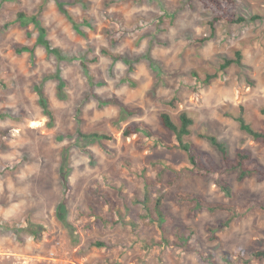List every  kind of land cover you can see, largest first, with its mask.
<instances>
[{
    "label": "rangeland",
    "instance_id": "rangeland-1",
    "mask_svg": "<svg viewBox=\"0 0 264 264\" xmlns=\"http://www.w3.org/2000/svg\"><path fill=\"white\" fill-rule=\"evenodd\" d=\"M235 2L247 21L212 30L200 0H0V264H264L252 259L264 182L229 174V198L216 176L186 169L161 120L187 113L189 140L217 163L208 135L264 164V142L234 118L244 107L264 130V0ZM129 126L141 131L125 136ZM190 195L229 210L178 199ZM159 196L167 234L149 209ZM189 230L188 246L154 244Z\"/></svg>",
    "mask_w": 264,
    "mask_h": 264
},
{
    "label": "trees",
    "instance_id": "trees-1",
    "mask_svg": "<svg viewBox=\"0 0 264 264\" xmlns=\"http://www.w3.org/2000/svg\"><path fill=\"white\" fill-rule=\"evenodd\" d=\"M206 8H208L213 13V20L210 23L211 29H215V24L219 21L226 20L229 23H243L247 21V18L244 16H240L236 12V2L235 0H200ZM64 13L68 17L70 21H72L80 34H83L79 29V25L75 22L71 14L64 10ZM18 18L27 21H37L38 17L33 16L29 17L25 13H18ZM44 38L42 41L43 46L50 54L55 55L58 59L63 58V54L61 50L57 47H54L52 42L46 37L47 31L45 28L40 29ZM84 35V34H83ZM23 51H29L33 53V50L29 48H24ZM238 55V60H227L225 64H223L222 69H226L233 63L241 64L242 55L240 53ZM211 77L206 80L209 82ZM50 118H52L51 112L49 113ZM237 123L239 124V128L249 135L254 141H262L264 142V130L256 129L252 123L246 118L244 107L240 108V113L234 117ZM161 120L164 127L172 132L176 137V148L184 152L188 158L189 165L186 169L196 175L199 176H216L217 185L221 188L223 192L229 197L232 198V189L225 180V176L229 174H237L238 180L242 181L248 177H256L259 182H264V164L252 157L251 154L247 152H237L236 155L232 158L228 153L227 146L220 142L217 137L208 135L206 136L208 140L215 146L221 156V160L217 163L208 153L198 152V150L194 147L193 143L189 140L191 135V128L194 125V120L187 114L181 113L179 116V123H176L174 119L168 114L163 113L161 115ZM141 129L135 126H129L125 130V136H130L136 133H139ZM79 135L86 139L93 140H111L112 137L105 134H83L79 133ZM66 183L65 187H68V183ZM147 184V183H146ZM179 201L186 203H195L196 208L199 210L208 209L212 212L218 210H229L228 206H224L221 204H213L207 203L201 200L198 196H179ZM147 205V204H146ZM153 221H155L158 227L162 230L164 234H167V226L172 223L173 218L169 216L162 209V197L159 196L154 202L152 208H149ZM151 218V215H150ZM132 226L136 227L135 224ZM194 231L189 230L185 234H181L176 232V235L173 240L168 238L166 235H162L161 240L155 241V245H164L170 248L186 245L188 246L190 241L193 240ZM196 243H194L195 245ZM205 259L211 260V256H205ZM252 259L257 262L264 261V250L255 251L252 254ZM211 264H217L216 261L211 260Z\"/></svg>",
    "mask_w": 264,
    "mask_h": 264
}]
</instances>
